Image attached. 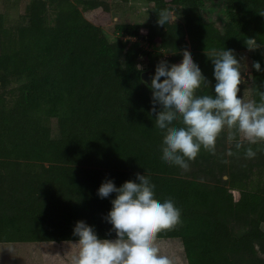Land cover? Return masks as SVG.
<instances>
[{
    "label": "trees",
    "instance_id": "obj_1",
    "mask_svg": "<svg viewBox=\"0 0 264 264\" xmlns=\"http://www.w3.org/2000/svg\"><path fill=\"white\" fill-rule=\"evenodd\" d=\"M147 1L159 12L174 10L175 22L121 20L115 40L83 13L112 11L115 5L106 0H31L29 24L16 30L6 28L0 12V243L78 241L73 229L81 220L99 238L114 239L104 217L116 193L100 198L98 188L109 179L117 187L139 182L140 173L155 185L158 200L170 197L181 210L182 223L157 238H180L188 264H264V171L256 175L247 165L228 164L217 149L214 155L201 150L189 162L192 172L165 163L151 83L142 79V64L152 77L159 62L180 63L187 49L210 81L201 94L214 95V65L206 52L232 49L241 61L245 39L254 37L262 46L252 51L248 82L241 72L238 95L250 87L259 102L264 0H226L228 19L217 26L203 15L206 0ZM233 150L244 155V149ZM257 153L264 165V151Z\"/></svg>",
    "mask_w": 264,
    "mask_h": 264
},
{
    "label": "clouds",
    "instance_id": "obj_2",
    "mask_svg": "<svg viewBox=\"0 0 264 264\" xmlns=\"http://www.w3.org/2000/svg\"><path fill=\"white\" fill-rule=\"evenodd\" d=\"M175 20L173 13L163 9L157 23L165 26ZM245 44L249 51L262 46L254 37L246 38ZM206 54L214 65V95L201 94L210 81L187 49L182 50L180 63L169 66L166 61L159 62L151 77V111L162 134L161 159L184 171L189 170V162L201 150L214 155L217 139L225 130L227 141L234 143L237 151L244 149L246 159L264 151V91L258 92L259 102L238 95L242 66L234 50L213 48ZM253 67L261 70L259 62L254 61ZM252 145L261 147L254 150ZM227 155L234 153L229 149ZM136 176L139 182L127 180L117 187L109 179L100 185V198L116 193L104 217L112 225L109 232L114 231L115 238H99L93 226L77 221L73 235L79 238L75 243L78 250L71 256V264H174L168 255L161 254L156 240L161 232L174 230L182 223L181 210L172 198L161 202L155 197V185L148 176Z\"/></svg>",
    "mask_w": 264,
    "mask_h": 264
},
{
    "label": "rangeland",
    "instance_id": "obj_3",
    "mask_svg": "<svg viewBox=\"0 0 264 264\" xmlns=\"http://www.w3.org/2000/svg\"><path fill=\"white\" fill-rule=\"evenodd\" d=\"M31 0H0V12L5 14V26L7 29L16 30L20 26L29 24V19L26 16V9ZM109 5H115L112 11L105 12L102 8L95 10L85 11L83 13L93 23L101 26L106 32L107 36L115 40L121 36L117 25L121 20H128L134 24H140L148 26L151 23H155L158 20V4L149 2L147 0H131L130 2L123 3L118 0H106ZM83 6L80 5V8ZM126 11V19L120 18V13ZM176 18L177 14L174 10L170 11ZM202 12L205 19L208 22L213 23L215 26L222 25L228 19L229 9L226 0H206L202 6ZM54 14L50 15L54 18ZM142 34L148 32L147 28H141ZM187 34V33H185ZM188 39V35H185ZM0 36V43H1ZM133 41H138L140 44L145 45L144 41L139 38L130 37ZM165 56L169 55L167 50H163ZM241 72L243 79L248 82V78L251 76L252 67V51H241ZM142 67L148 70L146 64H142ZM13 83L12 86L18 85ZM242 98L245 100H253L252 90L250 87L246 88L242 92ZM52 135L54 137L59 136V129L56 126V121L52 120ZM247 144V143H245ZM234 143L230 144L227 141V131L223 132L216 142V149L223 154L228 164H237V167L247 165V172L254 170L256 175L262 174L260 171H264V165L261 158L257 155L253 159H246L244 155L235 154ZM231 149L234 153L232 156H228L227 152ZM258 154V153H257ZM260 162V163H259ZM195 169L190 165L188 172H192ZM184 171V170H183ZM251 172L250 175H255ZM254 173V174H253ZM218 176L221 173L217 172ZM224 179H228V176H224ZM236 198L239 197V192H234ZM264 228V224L262 225ZM77 241L69 242H7L0 243V264H71V256L77 252ZM157 246L161 250V254L168 255L174 264H188L183 243L180 238H157ZM264 257V253L261 254Z\"/></svg>",
    "mask_w": 264,
    "mask_h": 264
},
{
    "label": "water",
    "instance_id": "obj_4",
    "mask_svg": "<svg viewBox=\"0 0 264 264\" xmlns=\"http://www.w3.org/2000/svg\"><path fill=\"white\" fill-rule=\"evenodd\" d=\"M142 79L147 83H151V77H150L149 70L144 68V71L142 72Z\"/></svg>",
    "mask_w": 264,
    "mask_h": 264
}]
</instances>
